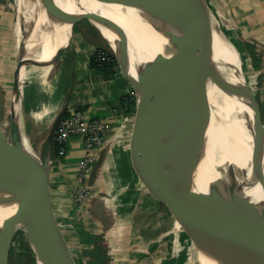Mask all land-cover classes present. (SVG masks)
I'll list each match as a JSON object with an SVG mask.
<instances>
[{"label": "water", "instance_id": "95a60500", "mask_svg": "<svg viewBox=\"0 0 264 264\" xmlns=\"http://www.w3.org/2000/svg\"><path fill=\"white\" fill-rule=\"evenodd\" d=\"M41 2L55 18L67 23L58 55L70 47L74 25L80 19L97 31L112 52L132 86L142 150L173 183L181 222L206 263L264 264V123L249 104L250 90L240 52L220 26L208 0H143L147 35L139 50L129 40L130 0H105L124 20L126 29L106 15L96 16L81 7L67 17L53 0ZM197 12L206 19L209 32L194 21ZM201 35L217 42L231 62L234 82L228 89L241 107L239 116L226 118L211 102L195 64L196 40ZM23 55L13 77L6 130L0 125V264L17 232L5 239L9 213L30 227L19 230L32 248L35 264H78L55 218L49 188L53 137L68 108L69 93L63 95L61 106L38 137L34 139L33 131L25 135L21 123ZM3 114L0 92V121ZM200 118L212 122L217 142L232 160L263 174L260 201L248 198L245 185L232 170L219 168L205 154L196 139ZM236 131L244 134V152L237 151ZM108 146L106 142L100 150L88 186ZM195 206L206 215L209 225L196 216Z\"/></svg>", "mask_w": 264, "mask_h": 264}, {"label": "crops", "instance_id": "0c3cea01", "mask_svg": "<svg viewBox=\"0 0 264 264\" xmlns=\"http://www.w3.org/2000/svg\"><path fill=\"white\" fill-rule=\"evenodd\" d=\"M208 2L240 52L246 84L262 87L264 0ZM90 26L85 22L74 26L61 93H69L68 109L105 122L109 146L94 174L93 196L80 206L73 203L71 193L84 153L81 137H70L59 161L51 158L49 188L55 218L62 223L64 241L78 264H175V255L168 252V238L181 222L174 185L142 150L127 77L119 67L106 76L90 65L96 47L87 37L95 36Z\"/></svg>", "mask_w": 264, "mask_h": 264}, {"label": "bare ground", "instance_id": "6f19581e", "mask_svg": "<svg viewBox=\"0 0 264 264\" xmlns=\"http://www.w3.org/2000/svg\"><path fill=\"white\" fill-rule=\"evenodd\" d=\"M130 1L132 4V38L130 39L129 36V40L139 50L144 45L147 35L146 20L143 13L144 4L143 0ZM53 2L64 16H70V12L76 11L78 7H81L96 16L100 14L106 15L126 29L127 25L124 20L110 10L105 0H53ZM29 5L30 11H33L32 13L22 14L23 19L20 14H17V16L19 22L20 20L24 22V30L28 32L24 41L27 52L23 55L25 71L22 76L24 81L22 95L28 104L34 105L40 104L46 99L53 100L57 96V89L56 93H54L55 85L57 81L60 84L59 77L61 75L59 70L63 61L62 57L58 55V48L63 41L67 23L55 18L42 4L41 0H34L33 4L30 3ZM34 7L38 9L35 11ZM194 21L200 25L203 31H210L209 25L202 14L197 12ZM19 29L20 26H18ZM222 50L218 43L210 37L205 35L199 36L195 45V64L204 77L207 91L214 107L224 117L232 118L240 115L241 107L237 105L236 99H233V95L229 92L231 90L228 89V86H232L234 82V71L229 58ZM203 67L205 69L204 73ZM249 90L252 92L254 89L249 88ZM198 125L196 139L201 144L205 154L219 168L227 169V171L228 169L232 170L236 177H238V180L245 185L248 198L255 203L260 201L263 196V174L230 158L227 150L222 149L217 142L212 122L200 118ZM243 135L242 132H235V145L239 152L245 151ZM194 212L204 223L209 225L206 215L198 206H195ZM6 226V240L15 231L21 228L26 230L30 228L22 219L13 215V213H9ZM184 227L183 225L180 230H183ZM199 239L201 242L204 240L202 236ZM188 244H190L191 250L194 246L192 247L190 239L188 240ZM186 258L187 264L195 262V255L193 256L189 252ZM199 258L200 264H207L202 251L199 252Z\"/></svg>", "mask_w": 264, "mask_h": 264}, {"label": "rangeland", "instance_id": "374dc122", "mask_svg": "<svg viewBox=\"0 0 264 264\" xmlns=\"http://www.w3.org/2000/svg\"><path fill=\"white\" fill-rule=\"evenodd\" d=\"M33 2L34 0H0V92L2 93L4 104V114L2 120L0 121V125L4 130H6L9 121V105L12 92V82L17 62L19 57L27 52L24 41L28 32L24 30V22L22 20H20V22L18 21L17 14H20L22 18V14L32 13L33 11H30L29 4H33ZM33 9L36 11L38 8L36 9L34 7ZM83 22L84 20L80 19L76 23L78 25ZM18 26H20L19 30ZM61 57L63 59L59 70L61 77H59L60 84L57 81V84L55 85L54 93H56L57 89V96L55 99H46L41 102L43 104L40 103L32 105L28 104L22 97V131L25 135H28L30 131H33L35 134L34 139L38 137L40 135L39 133H41L48 126L54 114L63 102L64 96L61 93V88L68 73V62L70 60L68 50L62 51ZM202 70L204 73V67ZM247 86L248 88L254 89L249 93V104L264 123V85L257 88L256 83L254 82L253 85L247 84ZM59 224L62 225L61 222ZM183 225L184 224L182 222H178V230L172 233L170 238H168V252L170 255H175V264H187L186 256L188 252L193 256L195 255V262L193 264H200V260L198 259L199 251H197L193 240L190 236H188L185 229L180 230ZM19 231L20 230H17L6 249L3 264H35L33 257L31 256V258H29V252L26 248V246L30 247L29 242L23 233H18ZM189 239L192 247L194 246L191 250L190 244H188ZM182 253L183 255L181 256Z\"/></svg>", "mask_w": 264, "mask_h": 264}, {"label": "built area", "instance_id": "2783aa9c", "mask_svg": "<svg viewBox=\"0 0 264 264\" xmlns=\"http://www.w3.org/2000/svg\"><path fill=\"white\" fill-rule=\"evenodd\" d=\"M90 58L99 67L102 64H117L115 57L101 47H94ZM130 96L134 98L133 90L130 91ZM72 136L81 137L84 150L83 156L78 162L76 186L71 193L73 203L80 206L93 195L91 186L87 185V181L98 154L106 143L107 126L100 118H88L79 109L67 108L54 133L52 143L54 160L59 161L65 156L68 141Z\"/></svg>", "mask_w": 264, "mask_h": 264}, {"label": "trees", "instance_id": "16d2710c", "mask_svg": "<svg viewBox=\"0 0 264 264\" xmlns=\"http://www.w3.org/2000/svg\"><path fill=\"white\" fill-rule=\"evenodd\" d=\"M84 22L85 23H87V24H89L87 21H85L84 20ZM90 26V25H89ZM91 28H92V30H93V33L95 34V36H92V35H88L87 37H88V40L91 42V43H93V44H95L96 45V47H101V48H104V49H106V50H108V52H110L111 54H112V52L109 50V48L107 47V45L105 44V42L102 40V38L100 37V35L97 33V31L92 27V26H90ZM113 55V54H112ZM90 65L92 66V67H95V68H97L98 69V71L99 72H102L103 73V75H111L112 74V71H113V68H116V67H118V65L117 64H115V65H104V64H102V65H100V67L97 65V63H95L94 62V60L92 59V58H90ZM131 102V101H130ZM130 104V106L131 105H133L134 104V101L133 102H131V103H129ZM53 155H54V150H52V157H53ZM18 233H22V231L20 230ZM26 248H27V250H28V252H29V258H31V256L33 257V259H34V254H33V251H32V248L31 247H27L26 246Z\"/></svg>", "mask_w": 264, "mask_h": 264}]
</instances>
